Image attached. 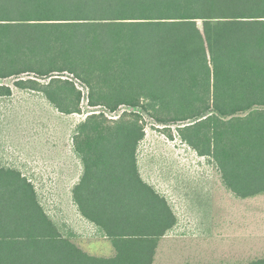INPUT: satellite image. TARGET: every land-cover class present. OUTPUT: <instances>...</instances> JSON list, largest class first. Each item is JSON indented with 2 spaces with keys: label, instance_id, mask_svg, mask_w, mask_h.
Returning a JSON list of instances; mask_svg holds the SVG:
<instances>
[{
  "label": "trees",
  "instance_id": "1",
  "mask_svg": "<svg viewBox=\"0 0 264 264\" xmlns=\"http://www.w3.org/2000/svg\"><path fill=\"white\" fill-rule=\"evenodd\" d=\"M64 72L100 109H83ZM9 77L63 114H85L72 135L82 164L72 199L112 253L84 249L32 179L0 164V264H156L178 218L141 173L142 111L171 138L176 125L237 198L264 195V0H0ZM12 94L0 83V98ZM220 264H264V254Z\"/></svg>",
  "mask_w": 264,
  "mask_h": 264
},
{
  "label": "rangeland",
  "instance_id": "2",
  "mask_svg": "<svg viewBox=\"0 0 264 264\" xmlns=\"http://www.w3.org/2000/svg\"><path fill=\"white\" fill-rule=\"evenodd\" d=\"M15 80L0 78L13 89L10 97L0 98V164L20 168L32 179L48 214L72 230L84 249L111 254V244L81 216L72 199L82 173L72 135L85 114H63L41 93L16 87ZM82 107L100 109L88 105L87 93ZM142 114L146 136L139 148L141 173L178 218L175 230L161 241L156 264H220L263 255L264 195L237 198L222 184L214 164L181 141L176 125L171 138L149 113Z\"/></svg>",
  "mask_w": 264,
  "mask_h": 264
},
{
  "label": "built area",
  "instance_id": "3",
  "mask_svg": "<svg viewBox=\"0 0 264 264\" xmlns=\"http://www.w3.org/2000/svg\"><path fill=\"white\" fill-rule=\"evenodd\" d=\"M58 77H61V78H64V79H69V80L73 81L74 84L76 85V87L83 92V96L86 95V93H87V100H88V94H89L88 87L83 82H81L77 77H75L74 74H70L68 72H64L63 74L58 75ZM129 109L130 108H126L125 106H122V110L121 111L129 110ZM104 112L110 118H117V117H119V115L121 113V112L118 113V111H115V112L104 111Z\"/></svg>",
  "mask_w": 264,
  "mask_h": 264
},
{
  "label": "crops",
  "instance_id": "4",
  "mask_svg": "<svg viewBox=\"0 0 264 264\" xmlns=\"http://www.w3.org/2000/svg\"><path fill=\"white\" fill-rule=\"evenodd\" d=\"M173 230H175V229H173ZM173 230H172V231H173Z\"/></svg>",
  "mask_w": 264,
  "mask_h": 264
}]
</instances>
